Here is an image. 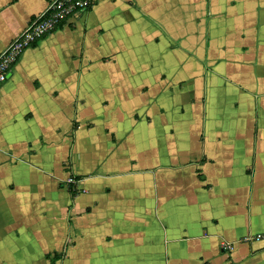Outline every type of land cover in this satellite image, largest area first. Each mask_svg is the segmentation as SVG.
I'll use <instances>...</instances> for the list:
<instances>
[{"label": "crops", "instance_id": "1", "mask_svg": "<svg viewBox=\"0 0 264 264\" xmlns=\"http://www.w3.org/2000/svg\"><path fill=\"white\" fill-rule=\"evenodd\" d=\"M47 2L0 0V51ZM263 234L264 0H92L20 53L0 264H264Z\"/></svg>", "mask_w": 264, "mask_h": 264}, {"label": "built area", "instance_id": "2", "mask_svg": "<svg viewBox=\"0 0 264 264\" xmlns=\"http://www.w3.org/2000/svg\"><path fill=\"white\" fill-rule=\"evenodd\" d=\"M92 0H48L45 7L28 20L0 51V84L25 47L51 31L70 15L84 11ZM264 238V234L261 235Z\"/></svg>", "mask_w": 264, "mask_h": 264}, {"label": "trees", "instance_id": "3", "mask_svg": "<svg viewBox=\"0 0 264 264\" xmlns=\"http://www.w3.org/2000/svg\"><path fill=\"white\" fill-rule=\"evenodd\" d=\"M68 190L70 191V194L73 193V190L71 189V185L69 183L68 185ZM56 254H53L51 257H50V264H53V256H55ZM57 256V255H56Z\"/></svg>", "mask_w": 264, "mask_h": 264}]
</instances>
